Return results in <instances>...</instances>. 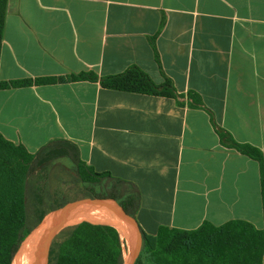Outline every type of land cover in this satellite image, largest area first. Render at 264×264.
<instances>
[{
	"label": "crops",
	"instance_id": "crops-1",
	"mask_svg": "<svg viewBox=\"0 0 264 264\" xmlns=\"http://www.w3.org/2000/svg\"><path fill=\"white\" fill-rule=\"evenodd\" d=\"M136 66L173 95L72 80L0 88V134L35 152L75 143L95 171L133 183L135 220L264 229V0H7L0 80Z\"/></svg>",
	"mask_w": 264,
	"mask_h": 264
},
{
	"label": "trees",
	"instance_id": "trees-1",
	"mask_svg": "<svg viewBox=\"0 0 264 264\" xmlns=\"http://www.w3.org/2000/svg\"><path fill=\"white\" fill-rule=\"evenodd\" d=\"M6 3L0 0V46ZM98 79L103 87L118 90L167 96L174 92L168 80L157 85L136 66L101 78L88 71L0 80V88ZM232 145L259 161L264 197V154L250 144ZM70 184L82 195L115 199L135 217L137 187L109 172L95 171L80 158L75 143L55 138L30 152L0 134V264H12L21 243L42 218L76 198ZM141 236L143 245L134 264H264V229L243 220L203 222L190 230L161 226L154 235L141 230ZM47 264H123V241L116 226L81 220L55 236Z\"/></svg>",
	"mask_w": 264,
	"mask_h": 264
},
{
	"label": "water",
	"instance_id": "water-1",
	"mask_svg": "<svg viewBox=\"0 0 264 264\" xmlns=\"http://www.w3.org/2000/svg\"><path fill=\"white\" fill-rule=\"evenodd\" d=\"M88 203H95L101 207H111L126 224L125 236H121L120 234L121 240L123 241V264H134L142 245L141 230L135 217L128 214L115 199L100 198L91 193L71 199L64 205L49 212L52 214V217L47 222V226L43 231L39 233L38 241L29 253L27 264H46L50 246L55 236L65 226L77 223H71L73 219L89 212L85 207ZM43 218L38 226L42 224Z\"/></svg>",
	"mask_w": 264,
	"mask_h": 264
},
{
	"label": "bare ground",
	"instance_id": "bare-ground-1",
	"mask_svg": "<svg viewBox=\"0 0 264 264\" xmlns=\"http://www.w3.org/2000/svg\"><path fill=\"white\" fill-rule=\"evenodd\" d=\"M89 212L80 215L73 219L71 223L78 222L82 219L93 222V220H99L94 223H108L116 226L119 230L121 236H125L126 224L121 220L119 215L109 206L101 207L97 206L95 203H88L86 206ZM91 213V214H90ZM52 217V214H46L43 218V222L40 226L35 228L21 243L15 257L13 259V264H27L29 253L32 247L37 243L39 233L47 226V222Z\"/></svg>",
	"mask_w": 264,
	"mask_h": 264
},
{
	"label": "rangeland",
	"instance_id": "rangeland-1",
	"mask_svg": "<svg viewBox=\"0 0 264 264\" xmlns=\"http://www.w3.org/2000/svg\"><path fill=\"white\" fill-rule=\"evenodd\" d=\"M63 179L64 180H68V178L66 177V176H64L63 177ZM71 186H72V188H71V191H70V193L72 194V195H77L76 197H79V196H81L82 194L78 191V189L73 185V184H70ZM65 186V185H64ZM91 214V213H90ZM82 220H84V219H82ZM97 221H99V220H93V222H97ZM142 245H143V243H142ZM142 245H141V248H142ZM141 250V249H140ZM139 253H140V251H139ZM139 255V254H138ZM12 264H13V262H12ZM45 264V263H44ZM47 264V263H46Z\"/></svg>",
	"mask_w": 264,
	"mask_h": 264
}]
</instances>
